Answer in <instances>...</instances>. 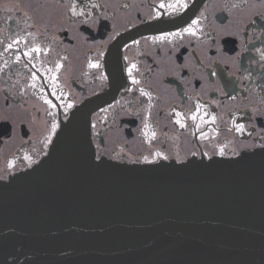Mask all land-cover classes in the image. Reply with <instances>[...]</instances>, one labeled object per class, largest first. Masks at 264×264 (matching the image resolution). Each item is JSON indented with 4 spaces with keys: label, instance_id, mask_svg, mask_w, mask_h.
Segmentation results:
<instances>
[{
    "label": "flooded vegetation",
    "instance_id": "1",
    "mask_svg": "<svg viewBox=\"0 0 264 264\" xmlns=\"http://www.w3.org/2000/svg\"><path fill=\"white\" fill-rule=\"evenodd\" d=\"M85 105L101 162L264 147V0H0V197Z\"/></svg>",
    "mask_w": 264,
    "mask_h": 264
},
{
    "label": "water",
    "instance_id": "2",
    "mask_svg": "<svg viewBox=\"0 0 264 264\" xmlns=\"http://www.w3.org/2000/svg\"><path fill=\"white\" fill-rule=\"evenodd\" d=\"M91 105L1 190L0 264H264V147L101 162L86 157Z\"/></svg>",
    "mask_w": 264,
    "mask_h": 264
},
{
    "label": "snow or ice",
    "instance_id": "3",
    "mask_svg": "<svg viewBox=\"0 0 264 264\" xmlns=\"http://www.w3.org/2000/svg\"><path fill=\"white\" fill-rule=\"evenodd\" d=\"M161 7H165V5L161 4ZM168 7H169V8H173V7H175V6L170 4V5H168ZM180 7H184V5H180ZM73 14L76 15L75 12H73ZM196 23H197V21H195V20L192 21V25H195ZM183 31H184V32H188V33H190V34H192V35H195V32L192 30V26H189L188 28L184 29ZM170 35H177V34H170ZM164 38H165V37H160V39H164ZM9 47H11V45H9ZM31 51L39 52V49H38V48H33ZM26 55H27V53H26ZM90 66L95 67V65H90ZM59 67H60V65L57 64V68H59ZM134 67H135V66L133 65L132 67H130V68L128 69L129 76H131L132 69H133ZM132 82H133V83H137V81L134 80V79L132 80ZM141 94L143 95V93H141ZM177 116H180V114L177 113ZM192 119H196V117L193 116ZM177 123H180V121L177 120ZM181 126H183V125H181ZM147 128H148V125L145 124V129H147ZM242 128H243V125H239V126H237V130H240V129H242ZM144 134L147 136V135H148V132L145 131ZM151 135L154 137V136H155V133H152ZM158 155H159V154H158Z\"/></svg>",
    "mask_w": 264,
    "mask_h": 264
}]
</instances>
